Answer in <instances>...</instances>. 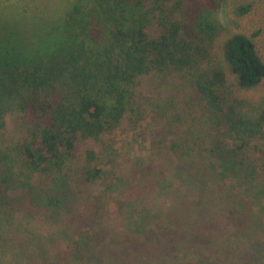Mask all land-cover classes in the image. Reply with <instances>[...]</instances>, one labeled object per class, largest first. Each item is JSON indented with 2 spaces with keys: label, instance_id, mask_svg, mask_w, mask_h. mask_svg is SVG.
Wrapping results in <instances>:
<instances>
[{
  "label": "rangeland",
  "instance_id": "rangeland-1",
  "mask_svg": "<svg viewBox=\"0 0 264 264\" xmlns=\"http://www.w3.org/2000/svg\"><path fill=\"white\" fill-rule=\"evenodd\" d=\"M75 2L0 0V58H36L53 43L65 46L71 38L62 24ZM203 18L218 34L232 25L222 5ZM148 20L154 34L156 18ZM191 83L176 66L141 74L120 126L102 143L79 137L81 157L88 148L105 154L106 181L95 184L25 167L13 145L30 124L23 110L9 108L0 136L10 165L0 185V201L8 199L0 202V264H264V131L248 152L249 170L224 171L212 152L227 146L226 126L211 119ZM176 140L194 165L176 159ZM82 227L93 235L90 252L67 258Z\"/></svg>",
  "mask_w": 264,
  "mask_h": 264
},
{
  "label": "trees",
  "instance_id": "trees-1",
  "mask_svg": "<svg viewBox=\"0 0 264 264\" xmlns=\"http://www.w3.org/2000/svg\"><path fill=\"white\" fill-rule=\"evenodd\" d=\"M219 5L232 24L223 34L203 18ZM149 14L158 25L154 34L148 30ZM62 27L71 38L65 46L53 43L36 58H0V136L7 110H23L30 127L13 149L25 167L80 184L105 180L104 152L88 148L81 157L79 137L102 143L103 135L124 120L138 77L176 66L190 77L211 119L226 126L227 146L221 143L212 152L223 170L238 164L249 170L248 152L264 131V0H76ZM171 147L179 162L194 165L183 141ZM2 156L4 186L10 165ZM236 209L233 216L240 214ZM237 231L234 225L238 237ZM91 240L93 235L82 227L66 257L81 259L80 254L90 252Z\"/></svg>",
  "mask_w": 264,
  "mask_h": 264
}]
</instances>
